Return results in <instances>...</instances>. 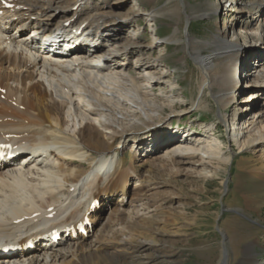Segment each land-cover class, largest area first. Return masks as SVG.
I'll return each instance as SVG.
<instances>
[{"label":"bare ground","instance_id":"obj_1","mask_svg":"<svg viewBox=\"0 0 264 264\" xmlns=\"http://www.w3.org/2000/svg\"><path fill=\"white\" fill-rule=\"evenodd\" d=\"M189 4L168 0L146 14L153 22L161 15L173 21L163 41L181 45L180 61L189 56L199 74L189 106L205 107L208 95L225 140L215 127L198 137L160 128L169 123L160 118L163 108L175 107L152 90L163 57L147 63L139 56L134 75H119L130 72L124 65L140 34L135 27L113 33L115 16L107 0H0V139L45 145L38 155L27 153L21 162L0 167V246L36 240L33 247L0 256V264H172L178 254L173 244L195 217L179 211L188 203L180 196L160 195L156 176L217 175L237 155H251L238 167L259 188L245 195V205L264 206V105L254 100L264 96V0ZM219 15L224 18L215 22L209 39L178 36L179 20ZM47 37L61 54L42 51ZM251 56L257 64H250ZM242 101L244 110L238 108ZM143 152L148 168L136 164ZM100 154L111 156L105 170L96 168ZM221 186L227 190L226 179ZM180 219L185 221L178 224ZM77 224L87 225L86 236ZM52 229L62 232L57 244L49 239ZM244 237L236 235L230 248L223 243L217 264H228ZM240 264H257L251 244Z\"/></svg>","mask_w":264,"mask_h":264},{"label":"rangeland","instance_id":"obj_2","mask_svg":"<svg viewBox=\"0 0 264 264\" xmlns=\"http://www.w3.org/2000/svg\"><path fill=\"white\" fill-rule=\"evenodd\" d=\"M107 1L110 4L112 14L115 16V21L110 23L111 29L116 30L113 33H127L135 27L140 34L139 44L129 52V62L124 65L125 68L130 67V71L138 68L135 66L134 60L139 56L138 60L147 63L152 62L157 55L161 54L163 57V61L156 65L154 72L159 79L153 84L152 90L159 97H163L167 101H174L175 107L173 109L167 106L163 108L164 111L161 113L160 118L168 117L169 123L167 125L162 123L163 125L160 128L164 130L177 128L180 135L191 132L194 133L193 136L198 137L201 136L200 134H204L206 127H215L213 132L225 140L227 132L217 117L214 101L208 95L206 99H209V102L205 107L194 109L189 106L190 101L197 93L199 74L195 63L189 56H186L184 63L180 61L179 58L183 55L181 45L176 42L163 41L164 37L172 33L173 21L161 15L158 16L157 22H153L146 14V9L153 6V8L160 7L168 0H154L153 3H143L141 6L133 0ZM186 1L188 4L190 3V6L201 2V0ZM101 4L103 5V3ZM217 18L215 20L206 16H196L189 23L181 19L178 23V36L185 38L187 34H190L196 39H209L213 34L215 22L222 20L224 17L219 15ZM244 19L249 20L250 15L246 13ZM120 28L122 29L120 30ZM203 51L206 52L205 49ZM135 54L137 56L132 60ZM248 60L250 64H257V59L254 56L249 57ZM144 74L146 73L144 72ZM254 100L257 104L264 105L263 95L258 94ZM246 105L247 102L242 101L239 103L238 108L244 110ZM227 110L229 111V109ZM129 140H131L130 137L126 139L124 147L127 159L129 158V146L131 144ZM146 155L143 152L137 156L135 159L136 164L140 165L142 163V166L148 168V162H142ZM250 156L249 153L244 156L237 155L227 165L226 172H220L217 175H210L205 178L195 177V179H189L183 175L170 172L169 174L163 172L156 176L155 180H160L158 182L160 195L171 193L180 196V200L182 198L184 202L188 203L179 211H183L189 219L195 217V223L185 231L186 235H182L183 238L182 236L177 237L176 242L173 244L178 254L172 264H217L223 243L230 248L233 245L234 237L236 235L243 236L244 234L245 237L239 240L236 248L230 251L228 264H240L244 256V250L250 244L256 253L257 264H264V206L259 209H252L245 205V195L258 192L259 188L252 185V182L248 179L249 177L238 167L242 158L246 160ZM223 178L228 182L227 190L221 186ZM249 182L251 185L248 184ZM260 198H262V195ZM166 208L164 207V210ZM182 221L185 220L180 219L177 222L181 224ZM166 228L168 227L162 226L161 230H166ZM223 233L226 239H224Z\"/></svg>","mask_w":264,"mask_h":264}]
</instances>
